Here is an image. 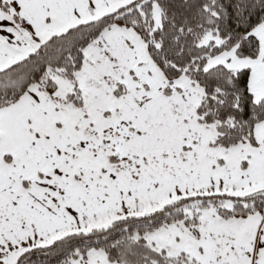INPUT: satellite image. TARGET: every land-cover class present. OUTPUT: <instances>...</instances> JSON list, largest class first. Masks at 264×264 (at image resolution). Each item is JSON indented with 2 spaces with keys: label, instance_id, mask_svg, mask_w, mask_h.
Returning a JSON list of instances; mask_svg holds the SVG:
<instances>
[{
  "label": "snow or ice",
  "instance_id": "snow-or-ice-1",
  "mask_svg": "<svg viewBox=\"0 0 264 264\" xmlns=\"http://www.w3.org/2000/svg\"><path fill=\"white\" fill-rule=\"evenodd\" d=\"M0 264H264V0H0Z\"/></svg>",
  "mask_w": 264,
  "mask_h": 264
}]
</instances>
